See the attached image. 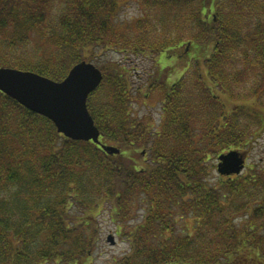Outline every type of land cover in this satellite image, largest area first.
<instances>
[{
	"label": "trees",
	"instance_id": "trees-1",
	"mask_svg": "<svg viewBox=\"0 0 264 264\" xmlns=\"http://www.w3.org/2000/svg\"><path fill=\"white\" fill-rule=\"evenodd\" d=\"M123 1L0 0V67L62 80L100 49L189 50L173 83V66L149 76L146 95H162L158 127L134 116L144 95L125 67L98 65L88 107L118 154L0 91V264H93L106 203L131 245L116 264H264V167L209 180L211 160L247 152L264 127V0H138L132 22ZM32 34L51 51L27 54ZM226 96L247 103L229 108ZM186 216L192 233L177 230Z\"/></svg>",
	"mask_w": 264,
	"mask_h": 264
},
{
	"label": "rangeland",
	"instance_id": "rangeland-1",
	"mask_svg": "<svg viewBox=\"0 0 264 264\" xmlns=\"http://www.w3.org/2000/svg\"><path fill=\"white\" fill-rule=\"evenodd\" d=\"M124 6L120 12V18L126 19L127 22H132L141 18L143 16L141 4L138 0H124ZM162 34L160 31L159 35ZM52 45L48 41H41L40 37L36 34H32L31 41L27 46V54L30 55H45L46 52H50ZM185 51L184 46L178 50H167V52L160 51L158 54H135V53H123L115 49H100L93 60L97 65L111 66L114 63H119L131 75V80L134 84L135 89H140L143 91V95L140 99L134 100L132 103V112L134 116L145 121L147 124L159 126L162 119V111L160 107L162 104V95L157 93H150L146 95L148 81L150 75L159 76L162 79L163 68L168 66H173L169 72L167 79L168 83H173L175 80L179 79L185 72V68L189 62V56ZM191 55H195L194 51ZM182 74V75H181ZM145 93V94H144ZM246 99H230L228 96L225 97L227 107L231 108L234 104H239L245 102ZM252 102L250 106L253 105V100H248ZM113 145V144H112ZM246 150V167L241 172V174L251 173L248 167L259 166L264 167V127L260 129L257 134V139L253 141V144ZM216 163V168H214L209 176V180L212 183H217L219 175L226 177L227 175H222L217 169L218 159L211 160L212 163ZM234 175V174H233ZM111 206L106 203L100 214L97 216L99 233L97 236V242L94 246L93 255L90 261L93 264H116L124 254L128 253L130 250V242L127 238H122L119 234L118 227L120 226L111 213ZM143 209L138 210L134 218L131 219V223L140 222L143 218ZM195 228V220L191 216H186L184 220L181 221L177 226V230L181 233H192ZM112 234L115 236L116 242L112 244L108 241V236ZM47 264H63L50 262ZM175 264V263H169Z\"/></svg>",
	"mask_w": 264,
	"mask_h": 264
},
{
	"label": "water",
	"instance_id": "water-1",
	"mask_svg": "<svg viewBox=\"0 0 264 264\" xmlns=\"http://www.w3.org/2000/svg\"><path fill=\"white\" fill-rule=\"evenodd\" d=\"M103 71L93 62L76 63L62 80L36 71L16 67H0V91L28 109L51 119L65 136L99 144L110 154L121 149L104 143L101 130L88 107V98L101 84ZM245 167V155L233 149L219 155L218 171L223 175L239 174ZM108 241L115 244L114 235Z\"/></svg>",
	"mask_w": 264,
	"mask_h": 264
},
{
	"label": "flooded vegetation",
	"instance_id": "flooded-vegetation-1",
	"mask_svg": "<svg viewBox=\"0 0 264 264\" xmlns=\"http://www.w3.org/2000/svg\"><path fill=\"white\" fill-rule=\"evenodd\" d=\"M188 64H189V63H188ZM188 64H187V65H185V66H186V68H187ZM186 68H185V70H186ZM161 72H162V70H161ZM181 75H182V74H181ZM160 111H161V107H160Z\"/></svg>",
	"mask_w": 264,
	"mask_h": 264
}]
</instances>
